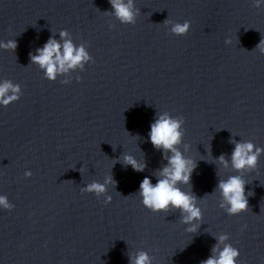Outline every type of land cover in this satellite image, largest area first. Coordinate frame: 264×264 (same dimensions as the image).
I'll list each match as a JSON object with an SVG mask.
<instances>
[{"label":"clouds","instance_id":"1","mask_svg":"<svg viewBox=\"0 0 264 264\" xmlns=\"http://www.w3.org/2000/svg\"><path fill=\"white\" fill-rule=\"evenodd\" d=\"M112 14L122 24H135L138 9H135L134 0H109ZM264 0H253L255 7H260ZM170 24L171 33L175 35H186L190 29V22L173 23L170 20L164 22ZM60 40L49 38L42 48L36 49V54H29L32 64L39 65L43 70L44 76L49 81H56L58 75H63L80 68L93 61L84 45L76 46L69 38L67 30H61ZM225 43L230 44L228 39ZM0 48L12 52L17 48L15 40L0 42ZM253 51H259L264 54V39L256 45ZM79 81V79L77 80ZM63 84L70 81L65 80ZM22 89L18 83L5 79L0 82V105L8 106L18 101L22 96ZM184 119L183 117H173L168 112L157 113L154 122L150 125L149 140L154 148L161 150L163 158L167 164L156 170L155 177L157 182L152 183L149 177H145L139 186L138 194L142 198V204L152 212H169L172 209L178 210L181 214V222L189 225L186 231L194 233L198 230V221L203 219L201 208L197 206L198 197L191 191V177L196 168V161L186 157L180 150L184 137ZM235 145L231 159H226L221 154L215 158L219 165L228 168L231 165L236 172L244 170H253L256 168L259 157L264 153V148L257 147L250 141L237 142L230 140ZM123 163L131 166L136 172H143L147 167L142 160H137L133 155L123 156ZM30 171L25 173L30 177ZM116 181L111 175H108L103 183L93 181L81 189L82 193H94L97 198L107 191L108 185L115 186ZM246 181L240 175H231L227 179H220L216 186V191L221 197L220 208L224 209L228 215H238L248 210V196L246 193ZM180 185L190 186L189 191H183ZM209 195V194H206ZM111 196L106 197L105 204L110 203ZM0 207L6 210H12L11 204L5 195H0ZM229 239L227 234H221L217 237V243L212 248V255L201 264H237L239 250L230 243H225ZM221 245L223 247L221 248ZM129 264H153V258L146 251L129 254Z\"/></svg>","mask_w":264,"mask_h":264}]
</instances>
